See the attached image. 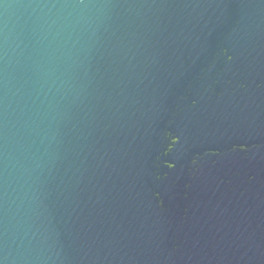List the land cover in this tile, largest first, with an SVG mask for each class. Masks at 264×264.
<instances>
[{"label":"water","instance_id":"water-1","mask_svg":"<svg viewBox=\"0 0 264 264\" xmlns=\"http://www.w3.org/2000/svg\"><path fill=\"white\" fill-rule=\"evenodd\" d=\"M0 264H264V0H0Z\"/></svg>","mask_w":264,"mask_h":264}]
</instances>
